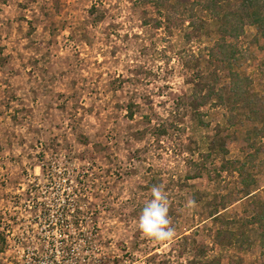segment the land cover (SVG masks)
<instances>
[{
	"label": "rangeland",
	"instance_id": "374dc122",
	"mask_svg": "<svg viewBox=\"0 0 264 264\" xmlns=\"http://www.w3.org/2000/svg\"><path fill=\"white\" fill-rule=\"evenodd\" d=\"M205 1L0 0V264H201L193 238L223 264H264L260 228L240 227L253 197L234 203L240 177L220 169L219 146L256 156L264 200V39L248 21L224 33ZM217 41L238 48L230 68L209 61ZM216 67L217 87L229 69L249 78V105L197 103ZM154 186L175 230L166 242L136 226ZM222 195L229 245L210 216Z\"/></svg>",
	"mask_w": 264,
	"mask_h": 264
},
{
	"label": "trees",
	"instance_id": "16d2710c",
	"mask_svg": "<svg viewBox=\"0 0 264 264\" xmlns=\"http://www.w3.org/2000/svg\"><path fill=\"white\" fill-rule=\"evenodd\" d=\"M152 1L157 7H163L168 3V0H150ZM221 1L225 0H206L202 5L204 9H207L209 11V14L213 17L220 16L219 19L222 20L223 24H220V28L224 33H228V35L236 37L238 36L239 32L243 30V26L245 21H248L249 24L255 25L259 33L261 34V37L264 39V0H239V2L234 6L233 10L221 12L220 7ZM227 5H230V2L226 0L225 2ZM182 4L181 1L176 2V4H170L171 7H174L175 5ZM222 13V14H221ZM193 16L194 13L191 11L189 16ZM193 19V18H191ZM206 23V21H203ZM229 25V28L227 27ZM191 27H198L195 23L191 24ZM262 48L264 49V43L262 45ZM238 48L233 42H224L221 43L220 41L216 42L215 48L212 47L209 49V61L212 63L220 62L222 68H230L231 67V59H234L237 56ZM226 75V74H225ZM226 82L222 83L219 87L215 85L216 80L219 78H222L221 74L217 72H212L210 74V78L215 80H207V84L204 82V84L199 85V89H202L207 85V91L204 96H199L197 93L196 88H194V94L195 96L198 95L197 103H205L206 98L215 96L216 101L220 103H228L229 109L234 111L235 109L241 108L242 105H249L252 102V95L250 93V90L247 88V84L249 82V78L246 76H241L238 73L228 70V74ZM252 95V96H251ZM196 100V99H195ZM253 116L249 115L252 119H259L258 111L256 109L252 110ZM240 115L243 113H239ZM237 116H240V115ZM236 115L231 114L228 117V123L230 126H236L237 123L240 121L238 125H243L242 120L239 119ZM226 130V128H223ZM227 131V130H226ZM262 133V129L257 134ZM225 135H228L226 133ZM248 139V137L246 138ZM253 145V144H251ZM219 146L220 149L223 151V158L220 163V169L221 170H227V171H236L238 173L239 178V184L241 185L238 189V195L235 198V201H238L242 198L246 197H253L254 202V208L253 213L247 218L244 222L240 224V227L244 223H254L257 224L261 231V241L262 245L264 247V200L260 198V196L257 195L259 187H255L257 185V180L254 176L251 175L250 170H248V167H253L249 165V162H252L256 156L254 155H248L245 154L244 159H238V158H226V153L228 152L225 148V139L219 140ZM202 167V166H201ZM197 172L196 174H198ZM255 187V188H254ZM264 188V187H263ZM212 203V204H211ZM209 204L213 205L214 210L211 211V215L213 218L218 219L222 222L221 228L216 229V232L214 234V240L215 243L220 245H229L232 243L233 236H234V230L228 228L227 224L231 223L233 224V221H228L229 219L223 218L220 216L221 210L218 208L219 205L222 206V209H225L226 205V198L225 195H222L219 199L214 200V202H209ZM241 235L243 233L241 232ZM226 238V239H225ZM229 238V239H228ZM225 239V240H223ZM237 241L238 236L235 237ZM192 245L194 247V252L196 255L205 258L202 260L201 264H223L221 261V258L219 256H214L211 258H208L206 256V250H205V244L203 242L198 241L197 239L193 238ZM194 263L196 260L193 261ZM197 263V262H196ZM231 264H237L235 262H232ZM239 264H242L239 262Z\"/></svg>",
	"mask_w": 264,
	"mask_h": 264
},
{
	"label": "clouds",
	"instance_id": "9594fccd",
	"mask_svg": "<svg viewBox=\"0 0 264 264\" xmlns=\"http://www.w3.org/2000/svg\"><path fill=\"white\" fill-rule=\"evenodd\" d=\"M151 192L153 198L145 203L136 226L145 238L155 243L166 242L175 235L167 197L159 186H154Z\"/></svg>",
	"mask_w": 264,
	"mask_h": 264
}]
</instances>
